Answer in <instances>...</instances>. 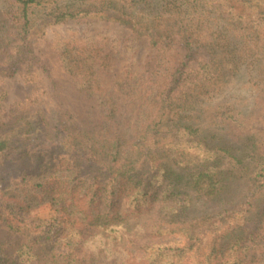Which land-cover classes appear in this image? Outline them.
I'll return each mask as SVG.
<instances>
[{"label":"trees","instance_id":"obj_1","mask_svg":"<svg viewBox=\"0 0 264 264\" xmlns=\"http://www.w3.org/2000/svg\"><path fill=\"white\" fill-rule=\"evenodd\" d=\"M7 1L22 40L0 63V75L12 76L24 60L38 61L27 40L30 9L57 0ZM116 1L122 5L111 1L93 18L149 38L148 75L129 72L109 92L98 74L109 57L64 53L66 73L99 100L103 127H83L60 110L52 132L43 112L18 110L5 121L0 109V264H264V135L240 130L239 119L227 136L204 118L207 102L242 69L236 41L204 44L177 24L161 30L127 10L141 0ZM209 4L233 24L244 20L256 31L264 23V0ZM8 16L0 54L8 53ZM76 16L60 12L50 22ZM203 53L209 59L199 61ZM122 97L134 111H119ZM218 116L216 127L237 129V113ZM36 156L33 168L6 175L9 160ZM236 182L246 186L245 200L224 197ZM200 201L224 206L199 211Z\"/></svg>","mask_w":264,"mask_h":264},{"label":"rangeland","instance_id":"obj_2","mask_svg":"<svg viewBox=\"0 0 264 264\" xmlns=\"http://www.w3.org/2000/svg\"><path fill=\"white\" fill-rule=\"evenodd\" d=\"M111 1L112 5H122L116 0H57L30 9L32 22L27 40L31 42L38 61L24 60L23 66L14 75H0V109L5 121H10L18 110L30 115H40L43 112L48 130L55 132L54 126L60 110H66L83 127L104 126L99 100L95 95L90 96L80 91L66 73L64 53L68 51L84 58L96 54L102 60L109 57L111 66L98 73L104 88L109 92L129 72L137 73L138 76L148 75L146 69L155 57V49L147 36H137L132 30L116 22L93 18L97 12L107 8ZM209 2L210 0H141L127 10L134 13L142 23L153 24L161 30L173 28L177 24L175 30L178 33L184 30L183 33L186 32L193 40L200 39L204 44H214L217 39L223 38L236 41L237 61L242 62V69L223 91L207 102L204 118L207 123L212 122L214 130L217 131L218 128L220 134L227 136L238 131L240 119V130L253 132L261 137L264 135V23L256 31L248 28L244 20L233 24L232 18L227 20L228 14L220 15ZM7 4V0H0V21L3 13L9 15L4 22L8 36L2 42L8 53L0 54V63L8 60L22 41L21 36L16 34H20V26L14 15L10 14L12 10L7 13ZM65 11L74 12L77 16L66 21L50 22L57 14ZM179 26L185 28L181 29ZM208 59L205 53L198 57L199 61ZM198 60L192 63L194 67H197ZM115 93H118L116 89ZM119 104V111L122 113L135 110L134 104L124 97ZM226 108L237 113V129L232 123L224 125L225 128L222 125L216 127L212 121L217 119L216 122L219 123V112ZM37 158L38 156L9 160L5 167L6 175H17L22 168H33L38 163ZM245 193L246 186L236 182L224 197L230 200L235 198L238 202L246 199ZM219 202L200 201L196 206L199 211L210 212L224 206L223 202ZM193 213L198 215L200 212ZM5 238L6 234L0 232V240Z\"/></svg>","mask_w":264,"mask_h":264}]
</instances>
